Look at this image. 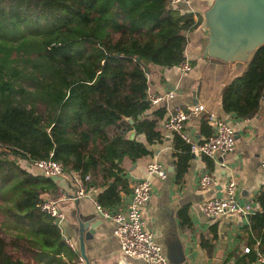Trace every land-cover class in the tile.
Instances as JSON below:
<instances>
[{
  "label": "trees",
  "instance_id": "trees-1",
  "mask_svg": "<svg viewBox=\"0 0 264 264\" xmlns=\"http://www.w3.org/2000/svg\"><path fill=\"white\" fill-rule=\"evenodd\" d=\"M200 21L170 0H0V264H77L79 254L42 209L58 186L31 163L51 158L84 189H99L97 204L117 210L131 191L123 159L149 155L163 138L165 111L146 113L148 65L180 63L186 33ZM263 96L261 46L223 87L221 104L246 119ZM174 137L179 181L191 151ZM254 200L249 252L237 264L255 261L256 242L264 253V187Z\"/></svg>",
  "mask_w": 264,
  "mask_h": 264
},
{
  "label": "crops",
  "instance_id": "crops-1",
  "mask_svg": "<svg viewBox=\"0 0 264 264\" xmlns=\"http://www.w3.org/2000/svg\"><path fill=\"white\" fill-rule=\"evenodd\" d=\"M213 1L190 0L188 4L174 6L201 18L198 27L186 33L184 58L191 69L183 73L178 65L149 64L148 98H163L151 103L146 113L163 109L165 118L174 109L202 105L203 110L186 123V131L194 139L203 140L206 136L201 129L202 122L213 114L216 119L234 125V149L228 153L215 152L212 157L191 153L188 169L179 181L174 162L175 134L164 132L160 142L149 146V155L135 162L124 158L122 162L130 187L136 180L147 177L146 165L151 160L159 161L167 172V177L162 180L149 177L153 183L152 194L143 206L145 226L161 246L167 264H237L236 260L243 258L244 248L249 244L248 217L235 214L206 217L202 212L207 199L225 195L230 179L236 183L238 202L250 204L253 212L260 210L254 197L264 187V167L261 165L264 159V96L258 112L251 118L241 119L224 112L221 91L244 71L247 62H223L204 55L208 41L204 14ZM171 91L174 96L167 98L166 94ZM207 124L213 132V121L208 119ZM135 136L146 142L143 134ZM204 173H210L214 178V184L208 188L199 184ZM54 180L58 189L48 198L58 201V207L65 214L63 237L78 246L77 223H88V230L92 226V236L85 241L90 264H141L121 253L119 241L113 234L114 224L98 214L96 195L99 189H85L87 196L78 197L76 193L82 187L78 174L64 173ZM129 197L130 193L123 197L120 207L125 206Z\"/></svg>",
  "mask_w": 264,
  "mask_h": 264
},
{
  "label": "built area",
  "instance_id": "built-area-1",
  "mask_svg": "<svg viewBox=\"0 0 264 264\" xmlns=\"http://www.w3.org/2000/svg\"><path fill=\"white\" fill-rule=\"evenodd\" d=\"M173 6L188 4L190 0H170ZM180 70L185 73L191 69L190 63L184 58L177 64ZM174 93L171 91L166 94L167 98H172ZM163 97H153L150 102L157 103ZM203 110L202 105L190 106L187 109H174L162 121L161 128L164 132L177 134L190 147L193 154L212 157L215 152L228 153L234 149L235 128L234 125L223 119H216L213 114L208 119L213 121L212 134L203 140H196L186 131V123L190 118ZM264 167V159L261 161ZM33 170L49 178H56L64 174L60 163L51 158L36 160L31 163ZM147 177L136 180L131 185L130 197L124 207L117 210H108L96 203L98 214L113 224V234L119 241L120 251L123 255L139 260L141 264H167L166 258L162 253L161 246L155 241L152 231L146 228L143 217V206L149 201L153 183L149 179H165L167 172L162 164L157 160H151L146 165ZM89 177H86L88 180ZM82 186L81 180L79 181ZM199 184L202 188H208L214 184V178L210 173L200 176ZM78 197L87 196L83 186L77 191ZM42 209L47 211L61 228L65 220V214L58 207V201L46 198ZM202 212L206 217L218 215H240L248 217L253 213L250 204H240L236 198V183L230 179L226 192L223 197L209 198L202 205ZM69 247L78 254V246L69 239H66ZM256 252V264H264V253L258 250V242L254 245ZM244 252H249V247L244 248ZM77 264H85L79 255Z\"/></svg>",
  "mask_w": 264,
  "mask_h": 264
},
{
  "label": "water",
  "instance_id": "water-1",
  "mask_svg": "<svg viewBox=\"0 0 264 264\" xmlns=\"http://www.w3.org/2000/svg\"><path fill=\"white\" fill-rule=\"evenodd\" d=\"M204 26L208 31L204 55L223 62H248L264 46V0H214L204 14ZM129 138H135V133ZM77 227L79 255L90 264L85 241L92 236V226L88 230V223L78 222Z\"/></svg>",
  "mask_w": 264,
  "mask_h": 264
}]
</instances>
